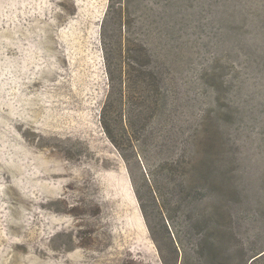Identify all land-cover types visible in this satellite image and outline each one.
Returning <instances> with one entry per match:
<instances>
[{
  "label": "rangeland",
  "instance_id": "rangeland-1",
  "mask_svg": "<svg viewBox=\"0 0 264 264\" xmlns=\"http://www.w3.org/2000/svg\"><path fill=\"white\" fill-rule=\"evenodd\" d=\"M0 264H264V0H0Z\"/></svg>",
  "mask_w": 264,
  "mask_h": 264
},
{
  "label": "trees",
  "instance_id": "trees-1",
  "mask_svg": "<svg viewBox=\"0 0 264 264\" xmlns=\"http://www.w3.org/2000/svg\"><path fill=\"white\" fill-rule=\"evenodd\" d=\"M108 129V127H106ZM163 258V257H162ZM164 261V260H163Z\"/></svg>",
  "mask_w": 264,
  "mask_h": 264
}]
</instances>
